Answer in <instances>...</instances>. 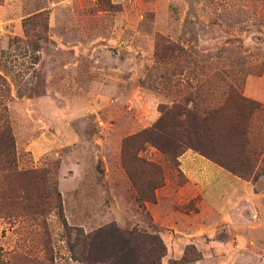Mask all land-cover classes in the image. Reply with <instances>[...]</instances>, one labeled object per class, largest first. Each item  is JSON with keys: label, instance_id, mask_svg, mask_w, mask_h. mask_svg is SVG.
<instances>
[{"label": "rangeland", "instance_id": "rangeland-1", "mask_svg": "<svg viewBox=\"0 0 264 264\" xmlns=\"http://www.w3.org/2000/svg\"><path fill=\"white\" fill-rule=\"evenodd\" d=\"M40 11L48 28L29 25L30 42L23 23ZM229 85L264 107V0H1L0 115L21 182H55L62 215L45 227L8 213L1 174L0 264H85L78 229L111 222L158 232L160 264H264V112L223 103ZM174 102L223 103L215 149L233 171L190 147L174 164L145 141ZM134 151L161 169L142 204L124 164Z\"/></svg>", "mask_w": 264, "mask_h": 264}, {"label": "trees", "instance_id": "trees-1", "mask_svg": "<svg viewBox=\"0 0 264 264\" xmlns=\"http://www.w3.org/2000/svg\"><path fill=\"white\" fill-rule=\"evenodd\" d=\"M47 19V12L40 11L24 20L25 37L28 41L32 40L27 34V27L36 25L38 21L43 30H46L48 28ZM37 38L42 39L43 36L39 35ZM38 40L35 50H38ZM224 102H233L237 108H244L247 115H243V118L248 119L254 113L264 112L263 106L242 95L232 85H229ZM223 103L216 106L198 107L194 103L189 106V103L174 102L170 107L162 108L160 119L154 126L144 131L145 141L154 143L174 164L178 163V157L185 151V148L190 147L221 166L232 167L221 159L215 149L217 148V123L221 116ZM6 117V114L5 116L0 115V175L8 173L14 182L9 181L11 186L8 187V196L6 198L0 196V198H4L10 208L8 213L20 217L41 218L46 227L44 217L50 212L54 211L57 215H62L60 192L55 182L50 187L41 189L36 186L26 188V185H23L21 181L25 177V172L16 168L14 136L11 124ZM240 123L241 121L238 120H230L227 126L232 132L239 127L240 135H244L246 131ZM244 144L245 146L250 144L249 138L244 139ZM130 156L134 167L127 162L124 164L136 190L137 200L141 201V204L143 200L153 201L155 199L154 189L160 186L162 181L160 167L138 156L136 151ZM144 171L155 173L154 180L147 181V186L138 181L140 173ZM64 225L68 228L66 223ZM76 239L81 244L78 259L85 264H160L166 251V246L158 232L122 228L114 222L102 225L88 233L78 229Z\"/></svg>", "mask_w": 264, "mask_h": 264}, {"label": "crops", "instance_id": "crops-1", "mask_svg": "<svg viewBox=\"0 0 264 264\" xmlns=\"http://www.w3.org/2000/svg\"><path fill=\"white\" fill-rule=\"evenodd\" d=\"M253 82L254 81L252 79L251 80L248 79V81L246 83V89L248 90L249 94L254 92L255 94H252V95H253V97L256 98V96H254V95L258 94V92L256 90H258V87L260 86V81H258L257 85H253ZM261 100L263 101L264 99L262 98Z\"/></svg>", "mask_w": 264, "mask_h": 264}]
</instances>
